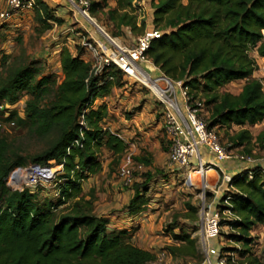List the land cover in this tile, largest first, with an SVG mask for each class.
<instances>
[{
	"label": "trees",
	"instance_id": "trees-1",
	"mask_svg": "<svg viewBox=\"0 0 264 264\" xmlns=\"http://www.w3.org/2000/svg\"><path fill=\"white\" fill-rule=\"evenodd\" d=\"M35 1L45 29L53 26L49 20L62 22L56 7ZM134 1L117 0L115 8L107 0L92 1L90 10H105L107 23L119 29L129 27L140 35L147 21L144 14L140 18ZM151 4L154 28L162 31L148 50L154 63L168 77L184 80L193 98L205 97L211 127L242 126L231 141L245 145L244 152L249 154L255 143L264 149V127L256 136L246 127L264 121L263 84L252 77L257 69L252 52L264 58V0H152ZM6 69L0 77V102L15 103L22 93L30 95L25 117L16 120L15 126L19 121L40 144L33 160L41 164L54 160L63 167L57 184L60 195L54 199L40 200L37 191L29 188L10 190L8 175L27 160L6 133L0 136V264H146L152 260L154 253L133 242L135 228H111L110 218L97 214L94 197L87 198L84 192V183L103 170L104 149L118 159L129 147L104 125L108 104L96 103L125 85L120 81L123 71L111 67L112 79L95 75L81 50L73 52L65 45L60 52V81L44 74L37 60ZM238 80H245L239 93L222 91ZM134 159L145 166L152 163L148 155ZM252 172V178L246 170L232 177L230 184L236 191L230 192L228 207L240 219L226 223L239 233L227 236L241 244L240 256L249 264H264L263 258L254 255L251 236L256 225L264 224V173L259 166ZM152 178L149 172L144 181L134 184L127 214L146 210ZM60 206L64 207L59 210ZM187 206L186 218L197 221L200 228L199 208ZM167 231L174 240L166 247L173 258H202L191 231L175 225Z\"/></svg>",
	"mask_w": 264,
	"mask_h": 264
},
{
	"label": "rangeland",
	"instance_id": "rangeland-1",
	"mask_svg": "<svg viewBox=\"0 0 264 264\" xmlns=\"http://www.w3.org/2000/svg\"><path fill=\"white\" fill-rule=\"evenodd\" d=\"M43 1L52 7H56L57 10L61 8L60 11L63 12L59 11L58 13L60 14L57 13V15L63 19L62 25L56 21L49 20L48 23L53 26L57 24V27L45 29L46 24L39 20L36 9L27 12L24 16L18 17V19L0 24V77L2 73L5 74L6 68L14 69L17 66H23L30 61L37 60L42 64L44 74L53 75L57 81H60L63 74L60 71L58 58H56V51L64 45H70L71 48L80 50L78 43L82 37V31H80L79 25L75 23L76 19L72 16V13L65 7L66 10L62 9L63 6L56 4L53 0ZM151 1H134L136 7L139 8L141 16H143L142 14L146 16V20H152L153 18ZM5 6L6 3L3 0L1 7ZM104 12L105 10H99L97 13L91 12V15L104 27L109 35L117 37L124 44H131L138 35L131 34L126 27L119 29L112 22L107 23ZM83 22L86 23L87 21ZM90 25L93 26L92 23ZM68 27H72L74 30L68 32ZM92 28L95 30L94 27ZM97 35L104 37L100 33ZM252 56L257 60V69L254 71L252 77L259 79L264 85V59L258 56L256 51L252 52ZM120 81L125 83V85L115 87L113 92L104 101L108 104L110 114L104 125L114 132H119L128 142L129 147L118 159L116 156H112L108 150L104 149L102 153L103 170L84 183V192L87 194V198L90 196L94 197L95 212L97 214L109 213L114 216L113 219L116 221L120 220L121 225H126L129 222V228L138 226L139 229L134 239L137 245L140 243L142 235L148 239V242L153 238L154 243L150 245V248L154 252L166 249L168 245L174 242L172 235L167 231L170 225L185 228L192 232L193 237L199 239L201 229H199L197 221L186 218L185 214L188 211V203L195 207H200L201 189L190 186L187 182L184 169H178L177 166L172 165L170 162L172 143L164 131L163 106L152 90L139 82L133 83L125 73L120 75ZM244 83L245 80L234 81L226 84L221 89L222 91L239 93ZM28 98H30L28 93L20 95L22 101H26ZM210 113L211 109L206 105L203 115L209 118ZM14 116L16 120L21 118L18 113H15ZM259 124L260 126H257L253 130L255 132L254 135L264 127L263 122ZM237 129L239 127L236 125L230 130L225 127H217L222 142L225 145L232 144V146H236L231 141V136ZM2 133H6L9 139L15 142L21 154L27 160V164L21 166L25 170L13 172L19 168L16 167L10 172L6 179L8 188L13 191L24 190L26 188L35 190L40 200L58 197L53 183L27 186L26 182L30 181L28 177L32 174L26 169L30 165L41 164L33 160V155L38 152L40 145L37 139L28 135L26 128L19 121L18 125L10 130H0V136H2ZM255 147L256 149L252 152V155L261 158L264 149L260 146ZM141 154L148 155L152 163L150 166L142 164V169H139L137 167L139 163L134 159V156ZM132 164L134 168V182L132 185L126 186L123 183L121 175L125 168ZM53 165L56 166L58 164L53 161ZM149 172L153 175V178L150 183L151 189L147 194L151 201L146 207V212L149 213L148 215H151V218L139 215L137 218H134L135 220L129 221L130 217H135L127 214L126 211V206L133 198L135 192L134 184L144 181ZM56 181L61 182L60 177ZM208 194L207 202H210L213 196L212 194ZM63 207L60 206L58 208L61 210ZM140 218L146 219L143 221ZM140 222L144 224L141 226ZM145 225L152 227L151 229L144 228ZM175 231L178 232L179 228ZM251 235L256 238V254L263 255L264 259V224L256 225ZM216 242L220 244L222 240L219 238ZM224 242L226 243V241ZM193 261L196 260L174 258L170 263L190 264ZM201 261L202 258L197 262Z\"/></svg>",
	"mask_w": 264,
	"mask_h": 264
},
{
	"label": "built area",
	"instance_id": "built-area-1",
	"mask_svg": "<svg viewBox=\"0 0 264 264\" xmlns=\"http://www.w3.org/2000/svg\"><path fill=\"white\" fill-rule=\"evenodd\" d=\"M53 1L69 10L76 19L75 23L82 31V37L78 43L79 48L83 53L91 54V73L98 76L107 74V77L112 79L113 76L109 73L110 68H118L133 83L139 82L152 90L162 104L164 131L172 143L170 162L178 169H184L190 186L201 189V203L198 207L201 232L199 239L196 238L198 249L202 254V261H193L190 264H249L245 257L240 256L241 244L227 236L230 232L239 233V231L226 222L240 219V217L228 207L231 205L230 192L236 191V188L230 184L233 175L225 172L219 163L224 160H239L244 163L241 171H248L249 178H252L253 167H249V164H253L259 159L252 154L236 150L232 144L225 145L219 136L218 126L211 127L209 118L203 115L206 106L205 99L200 96L193 98L189 94V87L184 84V80H174L168 77L154 63L148 50L152 41L161 37L160 29L145 30L131 44H124L117 37L109 35L91 15V0ZM1 3L0 24L18 19V17L36 9L35 0H5V7H1ZM90 23L93 24L94 31L104 37H99L92 32L93 30L88 27ZM67 30L71 32L74 29L68 27ZM105 100L106 98L97 99L96 103H102ZM25 106L26 101L21 99L15 103H0V130L14 128L16 125L14 114L18 113L21 118L25 117ZM81 123H84V115L81 116ZM75 144L79 145V140H75ZM201 146H205L210 151L214 160H209L202 154ZM261 158L264 161V150ZM53 161L45 165H30L29 167H36L45 173L35 178L32 183H28L27 186L53 183L59 196L60 191L57 188L58 181L56 180L62 171L63 164L54 166ZM137 167L142 169L143 166L139 163ZM259 167L264 173V165ZM17 170L25 169L19 167L13 172ZM121 176L124 185H132L134 182L133 164L125 168ZM207 193L213 196L210 202H207ZM219 238L222 240L220 244L216 242ZM255 243L256 238L252 245L254 255L263 258V255L256 254ZM173 259L167 249H162L146 264H171Z\"/></svg>",
	"mask_w": 264,
	"mask_h": 264
},
{
	"label": "crops",
	"instance_id": "crops-1",
	"mask_svg": "<svg viewBox=\"0 0 264 264\" xmlns=\"http://www.w3.org/2000/svg\"><path fill=\"white\" fill-rule=\"evenodd\" d=\"M108 1V3H109V5H110V7L111 8H115L116 6H117V0H111V2H110V0H107ZM145 1V0H144ZM60 9L61 8H59L57 11H56V13H58L59 11H60ZM62 9H64V10H66L64 7H62ZM60 12H63V11H60ZM58 14H60V13H58ZM140 18H142V16L140 15ZM147 21V27H146V30H149V29H155L154 28V25H153V22H151L152 20L151 19H149V20H146ZM62 25V24H61ZM100 26H101V24H100ZM54 27H57V24H55L51 29H53ZM88 27L91 29V30H93V26L92 25H88ZM123 28V27H122ZM126 28H128L129 30H128V32H130L131 34H135V35H139L138 33H134L133 31H131V29L129 28V27H126ZM92 32H94L96 35L98 34V32L97 31H92ZM98 36V35H97ZM65 46H67V47H69V49H71L73 52H76V51H78L77 49L75 50V49H73V48H71V46L70 45H65ZM63 47V46H62ZM62 47L61 48H59L57 51H56V58H58V63H59V65H60V52H61V49H62ZM81 52H82V50H81ZM256 54L259 56V54L257 53V51H256ZM82 57L84 58V59H86V60H88V61H90V59H91V54L90 53H86V52H82ZM263 58V57H262ZM264 59V58H263ZM99 103V102H98ZM110 115V114H109ZM109 117V116H108ZM234 126V125H233ZM232 126V127H233ZM236 126H238L239 127V129H241V128H243L242 126H239V125H236ZM257 126H260V124H256V125H254V126H246L247 128H249L250 130H251V132L253 133V135L255 134V132L253 131L254 130V128L256 129L257 128ZM231 127V128H232ZM225 128H227V127H225ZM231 128H227V129H231ZM239 129H237V130H235L234 131V133L236 132V131H238ZM263 129V128H262ZM262 129H260V131L262 130ZM259 131V132H260ZM258 132V133H259ZM116 133H118L120 136H121V134L119 133V132H117L116 131ZM233 133V134H234ZM258 133H256V135L258 134ZM256 135H254V136H256ZM122 137V136H121ZM234 146V145H233ZM253 146V150H252V152H254L255 151V149H256V147L255 146H258V144L257 143H255V145L253 144L252 145ZM234 148L236 149V150H238V151H240V152H244L245 151V145H236V146H234ZM241 149H243V150H241ZM200 150H201V152H202V154L207 158V159H209V160H214V157H213V155L210 153V151H208V149L205 147V146H201L200 147ZM256 157V156H255ZM256 158H258V157H256ZM259 160H257L255 163H251V164H249V167H256V166H260V165H264V161L262 160V158H258ZM220 166H221V168L225 171V172H227V173H229V174H231V175H235V174H237V173H239V172H241V170H242V168H243V165H244V163L243 162H241V161H239V160H224V161H221L220 163ZM93 176H95V175H93ZM92 177V176H91ZM90 177V178H91ZM89 178V179H90ZM88 179V180H89ZM149 213L148 212H146V210L144 211V212H142V213H140L139 215H142V217H150L151 218V215H148ZM100 215H104V216H107V217H109L110 218V221H111V223H110V227L111 228H129V226H130V223L128 222L126 225H121V222H120V220H118V221H116L115 219H113V215H111V214H109V213H100ZM139 215H132V216H135V217H130L129 218V221H132V219L133 220H135L134 218H137V216H139ZM141 217V216H140ZM140 219H142V218H140ZM144 219H146V218H144ZM144 219H142L143 221H144ZM114 224V225H113ZM140 224H141V222H140ZM144 223H142L141 224V226L143 225ZM152 227V226H151ZM151 227H147L146 225H145V227L144 228H148V229H151ZM131 228H135V231H134V236H133V242L135 243V241H134V239H135V234L137 233V230L139 229V227L138 226H134V227H131ZM141 229H143L142 227H141ZM154 243V239L153 238H151L150 239V241L148 242V239L146 238V237H144L143 235L140 237V243L138 244L140 247H143V248H145V249H148V250H150L152 253H154V254H156L157 252H154L151 248H150V245L151 244H153ZM136 244V243H135Z\"/></svg>",
	"mask_w": 264,
	"mask_h": 264
},
{
	"label": "bare ground",
	"instance_id": "bare-ground-1",
	"mask_svg": "<svg viewBox=\"0 0 264 264\" xmlns=\"http://www.w3.org/2000/svg\"><path fill=\"white\" fill-rule=\"evenodd\" d=\"M26 170L32 174L30 176L28 175L29 176L28 178L30 181L26 182L27 184L32 183L35 178L42 176L45 173V172L41 171L40 169H37L36 167H29Z\"/></svg>",
	"mask_w": 264,
	"mask_h": 264
}]
</instances>
